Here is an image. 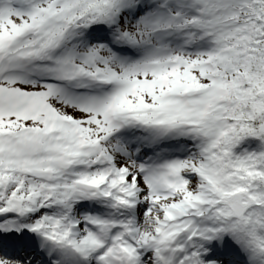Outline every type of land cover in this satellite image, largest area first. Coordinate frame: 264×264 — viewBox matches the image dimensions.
<instances>
[{"label": "snow or ice", "instance_id": "obj_1", "mask_svg": "<svg viewBox=\"0 0 264 264\" xmlns=\"http://www.w3.org/2000/svg\"><path fill=\"white\" fill-rule=\"evenodd\" d=\"M0 264H264V0H0Z\"/></svg>", "mask_w": 264, "mask_h": 264}]
</instances>
